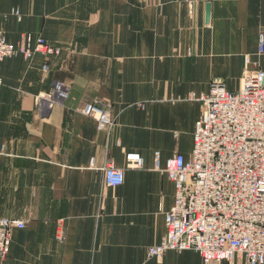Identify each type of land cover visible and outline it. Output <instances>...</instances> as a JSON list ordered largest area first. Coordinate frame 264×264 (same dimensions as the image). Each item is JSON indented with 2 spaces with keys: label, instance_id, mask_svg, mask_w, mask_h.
Listing matches in <instances>:
<instances>
[{
  "label": "crops",
  "instance_id": "0c3cea01",
  "mask_svg": "<svg viewBox=\"0 0 264 264\" xmlns=\"http://www.w3.org/2000/svg\"><path fill=\"white\" fill-rule=\"evenodd\" d=\"M0 30L61 51L0 63V217L25 222L0 264H203L193 251L147 257L174 202L161 170L189 159L195 98L213 79L237 92L245 71H264V0H0ZM56 82L67 98L39 103ZM90 103L108 109L109 131L78 112ZM127 153L142 167L105 188L104 165L124 169Z\"/></svg>",
  "mask_w": 264,
  "mask_h": 264
},
{
  "label": "built area",
  "instance_id": "2783aa9c",
  "mask_svg": "<svg viewBox=\"0 0 264 264\" xmlns=\"http://www.w3.org/2000/svg\"><path fill=\"white\" fill-rule=\"evenodd\" d=\"M60 52L42 38L32 46L28 35L14 46L0 30V63L16 55L27 59L41 53L53 58ZM262 53L260 38L258 54ZM47 69L42 66V71ZM67 96L68 88L56 82L39 103L51 107ZM195 100L201 106L193 149L187 161L175 153L161 170L174 185V202L165 213L166 235L147 249V257L159 260L169 250L193 251L203 264H233L239 257L246 264H264V71L257 67L245 71L237 92L213 79L208 94ZM78 112L93 118L98 131L107 132L114 125L101 103L86 104ZM141 167L136 153L126 154L124 169L107 162L102 169L104 187L122 185L125 170ZM24 227V221L0 217V263L8 256L13 229ZM56 238L63 241L62 229L56 230Z\"/></svg>",
  "mask_w": 264,
  "mask_h": 264
},
{
  "label": "water",
  "instance_id": "95a60500",
  "mask_svg": "<svg viewBox=\"0 0 264 264\" xmlns=\"http://www.w3.org/2000/svg\"><path fill=\"white\" fill-rule=\"evenodd\" d=\"M208 17H209V7L207 6L206 7V20H208Z\"/></svg>",
  "mask_w": 264,
  "mask_h": 264
}]
</instances>
